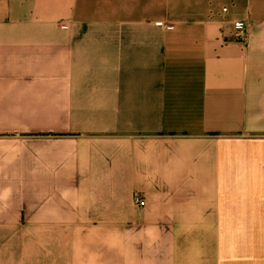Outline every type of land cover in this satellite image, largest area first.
Instances as JSON below:
<instances>
[{
	"label": "crops",
	"instance_id": "1",
	"mask_svg": "<svg viewBox=\"0 0 264 264\" xmlns=\"http://www.w3.org/2000/svg\"><path fill=\"white\" fill-rule=\"evenodd\" d=\"M0 264H264V0H0Z\"/></svg>",
	"mask_w": 264,
	"mask_h": 264
},
{
	"label": "built area",
	"instance_id": "2",
	"mask_svg": "<svg viewBox=\"0 0 264 264\" xmlns=\"http://www.w3.org/2000/svg\"><path fill=\"white\" fill-rule=\"evenodd\" d=\"M224 12H227V9L224 8ZM234 34L235 38L239 39L240 41H244L246 37V23L243 22H236L234 24ZM134 203L139 207L143 208L146 204L144 200L141 199L139 194H134L133 196Z\"/></svg>",
	"mask_w": 264,
	"mask_h": 264
},
{
	"label": "rangeland",
	"instance_id": "3",
	"mask_svg": "<svg viewBox=\"0 0 264 264\" xmlns=\"http://www.w3.org/2000/svg\"><path fill=\"white\" fill-rule=\"evenodd\" d=\"M25 235V240L30 241L31 240V235L32 234H24ZM16 239V238H15Z\"/></svg>",
	"mask_w": 264,
	"mask_h": 264
}]
</instances>
